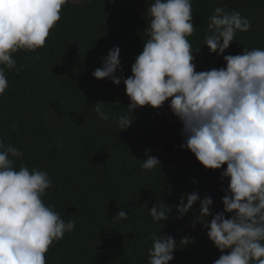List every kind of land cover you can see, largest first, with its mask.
<instances>
[{
    "label": "trees",
    "instance_id": "16d2710c",
    "mask_svg": "<svg viewBox=\"0 0 264 264\" xmlns=\"http://www.w3.org/2000/svg\"><path fill=\"white\" fill-rule=\"evenodd\" d=\"M152 3L69 0L46 45L36 52L13 53L20 71L6 70L9 87L0 96V141L24 153L12 158L17 169L25 164L49 174L53 185L44 203L65 221H76L75 230L49 248L46 264H148L151 233L175 239L178 246L169 264H213L221 255L207 229L195 221L199 202L183 219H177L174 206L182 195L197 191L201 199L212 197L213 214L222 211L226 165L205 169L180 147L182 124L167 101L159 109L146 105L133 110L136 119L123 131L111 120H100L95 111L97 102L105 103L110 116L126 111L130 100L124 83L115 85L92 73L118 46L121 68L115 75L126 79L132 74L131 65L148 39L151 17L146 12ZM220 6L240 12L252 25L237 33L225 55L264 49V0H192L196 30L188 40L194 51L200 48L193 52L197 71L224 66L222 56L209 55L203 46L209 17ZM146 149L160 168L142 169ZM161 203L172 212L167 220L153 223L148 209ZM120 210L128 213L127 220L112 218ZM186 236L192 242L179 245Z\"/></svg>",
    "mask_w": 264,
    "mask_h": 264
},
{
    "label": "clouds",
    "instance_id": "9594fccd",
    "mask_svg": "<svg viewBox=\"0 0 264 264\" xmlns=\"http://www.w3.org/2000/svg\"><path fill=\"white\" fill-rule=\"evenodd\" d=\"M69 0H0V96L9 87L6 70L16 67L13 53L36 52L46 45L50 31L61 19ZM151 17L140 54L126 79L115 75L121 68V49L114 46L103 58L102 67L92 73L125 85L130 103L123 114L110 116L104 102L95 103L102 121L111 120L127 130L138 107L161 108L168 102L182 124V144L208 170H219L223 210L213 214V199H203L197 191L182 195L177 219H183L199 202L196 222L221 255L213 264H264V49L243 48L239 54L225 55L238 32L251 30V20L240 12L216 7L209 17L203 46L209 55L222 56L224 66L197 71L191 43L194 26L192 0H154L147 7ZM135 117V119H132ZM16 130L15 128L13 129ZM59 146H63L61 140ZM145 150L143 170H153L161 162ZM24 153L0 141V264H46V253L65 233L75 230L76 221H65L46 205L43 197L53 182L46 171L31 170L15 158ZM195 183V181H193ZM186 199V203H185ZM153 223L168 219L172 207L164 203L148 209ZM226 215L229 218H226ZM209 217L211 219L209 220ZM127 220L120 210L112 217ZM195 228L196 223L191 225ZM148 264H169L177 243L170 235L151 233ZM192 241L186 236L180 244Z\"/></svg>",
    "mask_w": 264,
    "mask_h": 264
}]
</instances>
